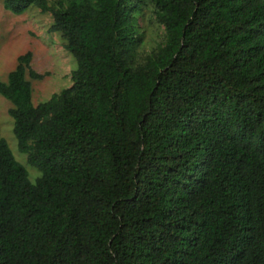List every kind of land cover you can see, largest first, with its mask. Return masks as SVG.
<instances>
[{"label":"trees","instance_id":"16d2710c","mask_svg":"<svg viewBox=\"0 0 264 264\" xmlns=\"http://www.w3.org/2000/svg\"><path fill=\"white\" fill-rule=\"evenodd\" d=\"M52 17L71 86L0 82V264H264V0H3ZM163 30L146 48L143 24Z\"/></svg>","mask_w":264,"mask_h":264},{"label":"rangeland","instance_id":"374dc122","mask_svg":"<svg viewBox=\"0 0 264 264\" xmlns=\"http://www.w3.org/2000/svg\"><path fill=\"white\" fill-rule=\"evenodd\" d=\"M52 17L29 7L20 15L4 10L0 0V82L6 83L8 74L15 69L17 58L31 53V68L43 75L33 80L28 74L26 80L32 89V103L37 105L47 101L53 94L71 86V72L76 69L74 57L65 49V40L50 31ZM146 48L160 45L163 30L151 21L143 24ZM11 104L0 95V139L8 144L14 158L27 171L28 179L34 183L40 176L38 170L27 163L26 155L18 152L13 135V121L8 115Z\"/></svg>","mask_w":264,"mask_h":264}]
</instances>
